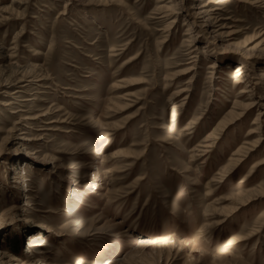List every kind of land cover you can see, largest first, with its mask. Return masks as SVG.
Segmentation results:
<instances>
[{"label": "rangeland", "instance_id": "obj_1", "mask_svg": "<svg viewBox=\"0 0 264 264\" xmlns=\"http://www.w3.org/2000/svg\"><path fill=\"white\" fill-rule=\"evenodd\" d=\"M207 1L0 0V264H214L231 232L244 241L217 264H264V197L207 217L241 186L264 192V0ZM73 217L85 227L61 230ZM166 231L195 241L132 255Z\"/></svg>", "mask_w": 264, "mask_h": 264}, {"label": "bare ground", "instance_id": "obj_2", "mask_svg": "<svg viewBox=\"0 0 264 264\" xmlns=\"http://www.w3.org/2000/svg\"><path fill=\"white\" fill-rule=\"evenodd\" d=\"M219 3H221V2L215 1V0H208L206 2V4L201 8V9H205V11L202 12V13H208V11H206V9H210L211 5H218ZM217 10H218V8H214L213 10H211L209 12H214V11H217ZM210 14H208V15H210ZM201 28L203 30L204 29L207 30V28H205L204 26H201ZM244 74H246V67H243L241 65L240 67L237 68L236 76L233 78L234 86H239V85L245 83L244 76H243ZM256 85L257 86H263L264 85V81L259 82ZM17 93L18 92H14V93H11V95H15ZM248 93H251V91H247L245 88L244 89L242 88L241 91H240V95H244V94H248ZM243 107L244 106H240V108H237L236 111L232 112L231 113V118L229 120H227L224 124H221V126L218 128V131L222 132L225 129L226 123H228V122H230L232 120H238L240 117H242V115L244 114V111L247 108H250L251 106L250 107L249 106L248 107H244V108ZM13 113H16V112H13ZM27 119H30V118H27ZM170 122H173V120H170ZM256 131L257 130H253V132L251 134L256 133ZM182 132H186V130L184 129ZM217 135H218V132L216 134H214L211 139L207 140V145L200 146V147L205 148V150L211 148L212 147L211 144H213V142L218 139ZM180 136L183 137V134H180ZM179 140H180V138H179ZM261 141H262V139L260 137L256 142H254L252 144L251 147H256ZM205 150H203L202 153L203 152L204 153H209V151L206 150V152H205ZM250 151H252V148L251 149L247 148V149H245V151L241 150L237 154H235V156H238V157H236L234 159H231V163L229 164V167L225 171V173L223 175H221V177H219L217 180L215 179L214 181L217 182V183H221V181L223 180L224 176H226V174L230 173L233 169L238 167V165L242 162V159ZM202 156H200V157H202ZM96 185L97 184L95 182H90V184L87 185L86 187L91 189V190H96V189H98V186H96ZM259 188L262 189V186L260 187L259 185H257L255 187H251V188H249V187L248 188H244V186H241L237 191L231 192V195H229V197L221 199V200H218L219 202L220 201H223V202L224 201H230V203L228 202L229 205L221 206L220 208H217L215 206V204H220L221 205L223 202L213 203L214 206H213V204L211 205L210 210H209L210 213H208L207 217H209V219H213L214 218L215 222H213V223H215V225H218V224L224 222L226 219L231 218L232 215H234V213H236V211H239L242 207H248L252 203H254V201L257 198L264 197V192L261 191V189H259ZM213 195H214V188H211V189H209L206 192V196L207 197H211ZM259 219H264V208L259 213ZM83 222L81 221L80 218L73 217V218H70L69 220H66L65 222H62L60 224L61 225L60 229L61 230H67L71 226H75V227H79V228L83 229L85 227V223H83ZM25 223L30 225V223H32V218L28 217L27 220H25ZM206 227H209V225H207ZM203 232H204V229L201 228L199 230V234H202ZM251 235H253V233ZM175 239H177V240L174 242ZM194 241L195 240H192L190 238V236H181V237H179L176 234L175 231L174 232H167L166 231V232L160 233L158 235H153V236H151L148 233H142L139 236V238L136 240L135 244L132 247L133 250H134L132 255L135 256L138 252L148 251V250H152V251L154 250V252H155V250H157V251H159L160 254H163V253H166L168 251L174 250L177 245L183 246V247H190ZM224 241L225 242H222L217 247V249H215L214 252L211 254V260H212V263H214V264H217V263H219L221 261H225L226 258L231 257L234 254L233 253V249L236 246H239L242 243V241H244V236H242L241 232H231L229 234V237L226 240H224ZM34 246L35 247H39V246H43V244L41 242H38ZM35 247H34V249H35ZM181 250L182 249H180L178 251L180 254H181ZM35 253L36 252L33 251L29 255V258L35 259V261L32 262L33 264H39L36 261L38 256H36ZM169 256H170V254H169ZM97 258L100 260L99 262L95 261L94 258L89 259V258H86V257L85 258L84 257H80V258L76 259L73 262V264H118V262H120V260H119L120 257L119 258L118 257H108V255H103V256L97 257Z\"/></svg>", "mask_w": 264, "mask_h": 264}]
</instances>
